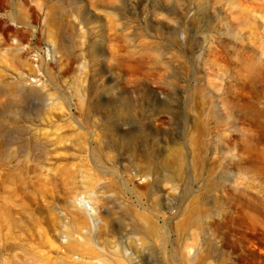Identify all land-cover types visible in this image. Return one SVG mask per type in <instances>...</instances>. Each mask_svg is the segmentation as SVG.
Instances as JSON below:
<instances>
[{"label": "rangeland", "instance_id": "374dc122", "mask_svg": "<svg viewBox=\"0 0 264 264\" xmlns=\"http://www.w3.org/2000/svg\"><path fill=\"white\" fill-rule=\"evenodd\" d=\"M0 264H264V0H0Z\"/></svg>", "mask_w": 264, "mask_h": 264}, {"label": "bare ground", "instance_id": "6f19581e", "mask_svg": "<svg viewBox=\"0 0 264 264\" xmlns=\"http://www.w3.org/2000/svg\"><path fill=\"white\" fill-rule=\"evenodd\" d=\"M126 261V260H125ZM123 262V261H122Z\"/></svg>", "mask_w": 264, "mask_h": 264}]
</instances>
